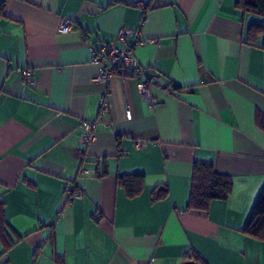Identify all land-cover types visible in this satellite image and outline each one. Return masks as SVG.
Segmentation results:
<instances>
[{
  "label": "crops",
  "instance_id": "1",
  "mask_svg": "<svg viewBox=\"0 0 264 264\" xmlns=\"http://www.w3.org/2000/svg\"><path fill=\"white\" fill-rule=\"evenodd\" d=\"M235 3L0 0V202L13 241L0 264H264V241L243 232L264 187V48L245 35L264 17ZM122 27L140 29L137 61L177 87H152L154 107L137 78L93 81L90 43L119 45ZM81 118L97 122L93 142L80 141ZM196 160L233 179L206 211L186 207ZM80 168L84 195L69 201ZM126 174L142 175L132 196ZM160 185L168 194L153 199Z\"/></svg>",
  "mask_w": 264,
  "mask_h": 264
},
{
  "label": "trees",
  "instance_id": "2",
  "mask_svg": "<svg viewBox=\"0 0 264 264\" xmlns=\"http://www.w3.org/2000/svg\"><path fill=\"white\" fill-rule=\"evenodd\" d=\"M4 2L1 4V9H3ZM235 6L242 13H254L264 17V0H236ZM259 40L261 48H264V24L252 23L246 32L245 42L255 44ZM171 88L173 91L177 89L173 85ZM255 123L259 129L264 131V113L256 111ZM103 174L105 171L101 176ZM141 178L140 174L119 175L118 183L125 188L128 195L132 196L139 191ZM232 189L231 176L217 172L209 161L196 160L192 166L186 207L188 210L206 211L214 201L227 199ZM167 194L168 189L164 185L156 186L152 191L153 199L165 197ZM7 225L3 215V204L0 202V242L4 252L13 244L7 232ZM243 232L264 241V187L253 205Z\"/></svg>",
  "mask_w": 264,
  "mask_h": 264
},
{
  "label": "built area",
  "instance_id": "3",
  "mask_svg": "<svg viewBox=\"0 0 264 264\" xmlns=\"http://www.w3.org/2000/svg\"><path fill=\"white\" fill-rule=\"evenodd\" d=\"M72 28V19L70 17H62L58 27V31L66 33ZM83 38L88 40L86 34H81ZM116 41L119 43L102 44L99 47H94L90 43L91 58L90 63L97 67V74L93 77V81L108 82L113 77H119L122 80L127 78H137V92L143 98L149 107L157 105L156 98L151 93V88L154 86L161 87L169 92H173L170 84H160L159 74L150 67L142 66L136 59L134 49L136 46L143 45L146 39L142 37L140 29H131L122 27L116 35ZM24 82L28 85H34L35 79L31 72L26 69L24 71ZM108 90L105 89L99 99L100 111L103 112L109 108L107 100ZM127 117L130 118V112L127 111ZM80 124L84 125L85 131L80 137V141L90 143L95 140L93 132L96 126L95 120L79 119ZM145 140H136L134 146L136 149L144 147ZM87 173L85 168H80L77 178L70 184H66L65 194L69 201L74 199H82L85 191L83 177ZM99 213L94 214V218H98Z\"/></svg>",
  "mask_w": 264,
  "mask_h": 264
},
{
  "label": "water",
  "instance_id": "4",
  "mask_svg": "<svg viewBox=\"0 0 264 264\" xmlns=\"http://www.w3.org/2000/svg\"><path fill=\"white\" fill-rule=\"evenodd\" d=\"M181 264H199V263H197L195 260H186L183 261Z\"/></svg>",
  "mask_w": 264,
  "mask_h": 264
}]
</instances>
